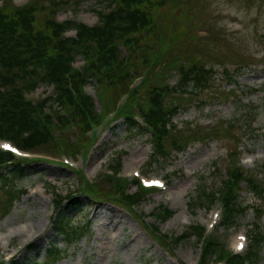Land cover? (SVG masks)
I'll list each match as a JSON object with an SVG mask.
<instances>
[{
	"label": "rangeland",
	"instance_id": "rangeland-1",
	"mask_svg": "<svg viewBox=\"0 0 264 264\" xmlns=\"http://www.w3.org/2000/svg\"><path fill=\"white\" fill-rule=\"evenodd\" d=\"M27 1L13 0V3L23 5ZM69 1L70 6L58 11L59 21L75 19L90 26L97 22L93 11L101 9L97 0H76L78 6L73 5L75 0ZM172 4L176 7L168 8ZM185 11L184 28L176 30L177 36L183 32L181 36L186 41L181 54L184 58L196 55L207 59L215 72L210 88L194 99L206 105L201 107L199 101L191 102L173 119L184 132L187 149L172 153L166 161L153 162L149 135L129 131L121 118L101 124L103 129L96 133L94 141L84 135L85 147H88L83 149L80 132L72 126L63 138L72 142L74 151L61 149L70 155L67 157L71 163L69 169L40 162L24 166L22 175L10 177L9 188L20 197L0 219V260L14 256L5 264H45L47 249L52 245L64 246L62 237L55 231V220L62 216L73 225L88 223L89 233L57 264H198L202 259L201 245L194 237L173 246L160 243L156 234L171 238L187 235L190 225L207 226L209 232L214 230L212 238L227 252L239 253L234 244L237 235H249L255 225H260L264 233V216L260 221L254 212L259 202L244 183L239 204L247 206V210L238 216L235 228L230 230L222 231L219 226L211 228L219 210L216 206L207 213L209 203L203 195V192L221 190L226 172L235 164L264 182V176L259 173L264 162V0H167L162 8L163 15L175 19ZM74 35V30L67 32L69 37ZM122 51L125 55L126 51ZM177 58L174 55L172 60ZM219 62L229 69L233 81L230 86L224 74L225 66ZM82 63L78 56L74 67L79 68ZM141 69L137 70L138 74ZM175 80L176 75L169 73L165 81L173 86ZM94 86L95 83H90L84 90L92 97L99 120L112 108H103L106 101H98V90ZM250 89L257 91L250 92ZM217 92L222 97L217 96ZM46 97L53 98L54 92L41 85L29 96L35 101ZM114 110L119 111L118 107ZM207 128L212 129L209 135H206ZM206 136H210V140L201 142ZM34 150L55 157L59 154L55 147ZM231 151L235 155L230 156ZM250 160L253 163L248 164ZM110 165L120 168L121 176L128 179L125 180L128 183L132 181L133 171L139 168L147 177L165 179L168 189L166 193H146L136 211H129L111 200L97 201L86 196V191L93 188L91 184L100 183ZM75 170L82 173L76 174ZM82 184L86 185L85 189ZM102 188L110 189L109 186ZM135 192V184H130L127 193ZM53 193L62 197L80 194L79 204L71 208L64 202L65 208L59 214ZM0 196L3 197L1 193ZM163 209L172 213L166 221L157 216ZM261 256L257 264H264V243Z\"/></svg>",
	"mask_w": 264,
	"mask_h": 264
},
{
	"label": "trees",
	"instance_id": "trees-1",
	"mask_svg": "<svg viewBox=\"0 0 264 264\" xmlns=\"http://www.w3.org/2000/svg\"><path fill=\"white\" fill-rule=\"evenodd\" d=\"M0 1L2 5L6 4L0 7V138L12 140L24 149L55 147L69 152L74 151L73 144L63 136L75 125L84 143L83 149H86L88 145L85 147L82 135L104 115H98L101 116L98 120L94 101L83 89L87 84L95 83L98 101H106L103 108L114 109L117 98L128 92L117 117L123 120L129 131L149 135L153 162L166 161L172 153L187 149L184 133L173 119L191 102L199 101L201 107L206 105L204 101L194 99L210 88L215 72L207 59L196 55L184 58L185 55L181 54L186 41L182 39L183 32L177 36L176 30L184 28L186 11L175 19L162 14L167 0H97L101 5L100 10H93L97 23L87 26L55 20L61 8L72 4L69 0H33L21 7L12 6L11 0ZM73 5L78 6V1L75 0ZM174 7L176 4L168 8ZM166 18L169 19L165 21ZM70 30L75 31L74 37L66 35ZM122 49L126 51L125 55ZM174 55L179 57L176 61L172 60ZM78 56L84 65L74 69L72 64ZM139 68H142L140 74L137 72ZM223 68L230 86L233 81L229 69ZM166 72L176 75L173 86L165 81L169 74ZM140 75H144L141 84L129 91L132 79ZM40 85L52 87L54 97L39 103L26 100L24 93ZM253 91L257 90L250 89ZM216 94L222 97L219 92ZM182 96H186L188 103H184ZM53 104L61 111L46 113L45 108ZM134 116H138L141 123ZM207 131L211 133L212 129L207 128ZM229 155L233 156L235 152L231 151ZM28 165V162L21 164L9 154L0 152V193L4 197L0 196V219L10 212L12 204L20 197L9 188L10 177L22 175L23 167ZM242 183L259 202L254 208L255 215H258L264 209V188L237 167L226 172L219 194L203 192L210 204L216 200V195L220 196L226 214L222 225L226 229L235 225L238 216L247 210V206L239 204ZM103 186L110 189L104 191ZM128 186L130 183L126 181L104 176L100 183L91 186L93 188L86 192V196L97 201L111 200L129 211H136L146 192L137 189L128 194ZM53 197L59 214L65 208L64 202L71 208L79 204L78 195L62 197L53 193ZM157 216L166 221L172 213L163 209ZM88 225H73L66 216L55 220L56 235L62 237L64 246L52 245L47 249L45 264H57L66 259L71 247L89 233ZM260 228L254 226L253 245L242 256L226 254L218 243L210 238L204 239L199 264L225 259L227 264H257L262 258L264 243ZM189 230L187 237H194L200 243L203 229L192 226ZM156 235L162 244L173 246L187 239L184 236Z\"/></svg>",
	"mask_w": 264,
	"mask_h": 264
},
{
	"label": "bare ground",
	"instance_id": "bare-ground-1",
	"mask_svg": "<svg viewBox=\"0 0 264 264\" xmlns=\"http://www.w3.org/2000/svg\"><path fill=\"white\" fill-rule=\"evenodd\" d=\"M32 229H34V226H32ZM240 242V240L238 239V241H236V245Z\"/></svg>",
	"mask_w": 264,
	"mask_h": 264
}]
</instances>
